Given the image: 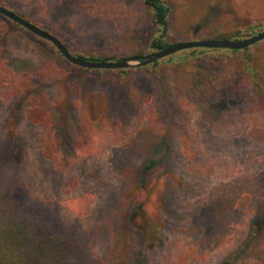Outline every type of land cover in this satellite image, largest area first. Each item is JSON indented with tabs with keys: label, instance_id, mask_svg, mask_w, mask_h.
<instances>
[{
	"label": "rangeland",
	"instance_id": "obj_1",
	"mask_svg": "<svg viewBox=\"0 0 264 264\" xmlns=\"http://www.w3.org/2000/svg\"><path fill=\"white\" fill-rule=\"evenodd\" d=\"M102 1L95 13L79 0L2 5L80 55L132 59L152 51L155 25L143 3ZM162 1L171 8L170 43L264 20V0ZM46 42L0 15V55L14 74L32 78L51 110L46 124L34 123L27 96L11 103L0 97L3 191L53 229L79 238L94 261L125 230L130 264H256L246 245L251 218L264 205V127L239 128L257 98L255 82L264 88V41L241 53L181 51L124 75L77 68ZM184 58L186 68L174 65ZM150 109L156 125L144 119L132 135L138 114ZM121 132L125 141L116 145ZM41 134L54 140L63 169L38 148ZM140 166L145 199L124 220L118 213L129 185L125 172ZM258 242L256 248L264 246V234Z\"/></svg>",
	"mask_w": 264,
	"mask_h": 264
},
{
	"label": "trees",
	"instance_id": "obj_2",
	"mask_svg": "<svg viewBox=\"0 0 264 264\" xmlns=\"http://www.w3.org/2000/svg\"><path fill=\"white\" fill-rule=\"evenodd\" d=\"M140 1L148 9L151 15L150 17L153 19L156 32L150 46L152 51L140 50L133 54L134 58H141L147 55H151L158 51H161L166 46H172L180 43L169 42V29L171 19L170 6L162 0ZM79 3L82 8L90 13L99 11L101 5L104 4L102 0H79ZM0 6L5 7L4 5H2V0H0ZM13 12L29 21V19L22 13H19L17 11ZM9 21L12 22L11 20ZM263 31L264 20L249 21V23L247 24H237L236 28L227 31H223L218 29L217 27H214L211 29L207 37H199L198 40H228L234 42H242ZM46 43L57 50V48L50 42ZM64 45L71 54L89 62L106 63L115 61L118 62L126 59L124 57L115 58L109 55H102L100 57L91 55L87 57L75 53L71 47L66 44ZM249 49L250 48L231 51L241 53L246 52ZM61 57L64 58L62 55ZM186 59L187 58L181 59L174 65L182 69L186 68L190 64V62H187ZM164 61L166 60L156 62L155 64H152V66H157L161 63H165ZM75 67L79 68L78 66ZM103 71L124 75L130 70L120 69ZM0 78L2 83V91H0V97L4 98V101L9 100L8 98H10L11 100L7 101L6 103H11L13 102L14 98L23 99L25 98L24 96H27L29 102L28 115L30 120L34 123L46 124L45 119L46 117L51 115V110L48 108L45 100L41 96L42 94L40 92V89L32 83L31 77H28L26 75L14 74L8 66V61L1 55ZM261 85L262 84L258 83V81H256L254 84V87L257 91V98L253 99L252 106L248 110H244L242 118L240 119L242 120V128H239V132L247 131L251 128L264 127V97L261 98L264 92V88H262ZM2 93L6 94L7 96H3ZM150 112L152 113L151 115ZM51 117L55 120L58 119V116H56V118L54 116ZM158 117V115L153 114L152 109L148 111L143 110L142 114H138L136 122L133 124L135 128L131 131V134L134 135L135 130L141 127L144 119L147 120L149 128H153L156 125L155 123L158 122ZM41 135L42 137H39L37 139L38 148L42 151L43 155L48 159V161L52 163V165H54L58 169H63V164H61V156L59 152L60 150H57L54 140H52L49 136H45V134ZM114 140L116 141V145H120L122 141H125V134H123V132L117 134ZM132 141L133 140L127 141L122 145L124 147L131 146L135 141H137V138L135 137L134 141ZM3 156L4 155H2L1 157ZM1 159L2 160H0V168H4L6 162L3 160V158ZM143 167L144 166H140L135 170L128 168L125 172L126 176L130 180L126 178V180L129 181V185L127 187V190L122 194V207L118 213V216L121 219L127 218L128 212L131 211L134 203L141 202L145 199V194L138 185V175L141 176ZM4 176V172L1 171L0 264H130L131 245L129 243L127 231L121 230L120 232H118L116 237L117 239L114 245L111 247L109 253L103 260H91L88 256V251L79 238L67 236L64 233L53 229L40 216L26 211L23 204L21 203L20 198L7 195L2 188V186H5L6 184L3 180ZM251 224L253 230L249 234V241L246 247H252L251 255L256 261V264H264V246L260 248H256L255 246L256 243H259V237L264 234L263 204L258 208V210L251 218ZM228 260H230V258H228ZM232 261L230 262L232 263ZM223 264L227 263L224 262Z\"/></svg>",
	"mask_w": 264,
	"mask_h": 264
},
{
	"label": "water",
	"instance_id": "obj_3",
	"mask_svg": "<svg viewBox=\"0 0 264 264\" xmlns=\"http://www.w3.org/2000/svg\"><path fill=\"white\" fill-rule=\"evenodd\" d=\"M0 15L5 18L11 20L14 23L25 28L27 31L32 34L38 36L39 38L50 42L54 45L59 53L67 60L69 63L89 70H120V69H132L137 67H144L155 64L167 57H170L176 53L186 50L192 49H227V50H244L252 47L253 45L264 41V31L250 37L247 40L242 42H234L228 40H194L187 42H180L172 46H166L161 51H158L154 54L147 55L141 58H132V59H124L118 62H106V63H98V62H89L87 60L78 58L70 53V51L66 48V46L54 35L45 31L44 29L39 28L38 26L32 24L27 21L20 15L15 12L0 6Z\"/></svg>",
	"mask_w": 264,
	"mask_h": 264
}]
</instances>
